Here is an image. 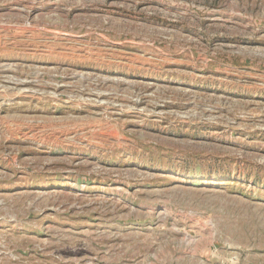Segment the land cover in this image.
Here are the masks:
<instances>
[{
    "label": "rangeland",
    "instance_id": "obj_1",
    "mask_svg": "<svg viewBox=\"0 0 264 264\" xmlns=\"http://www.w3.org/2000/svg\"><path fill=\"white\" fill-rule=\"evenodd\" d=\"M0 264H264V0H0Z\"/></svg>",
    "mask_w": 264,
    "mask_h": 264
}]
</instances>
